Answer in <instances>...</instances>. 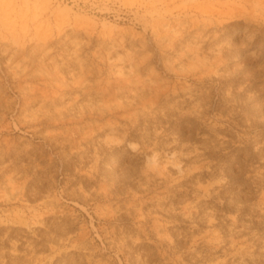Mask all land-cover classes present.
Masks as SVG:
<instances>
[{"label": "rangeland", "instance_id": "rangeland-1", "mask_svg": "<svg viewBox=\"0 0 264 264\" xmlns=\"http://www.w3.org/2000/svg\"><path fill=\"white\" fill-rule=\"evenodd\" d=\"M0 264H264V0H0Z\"/></svg>", "mask_w": 264, "mask_h": 264}, {"label": "bare ground", "instance_id": "bare-ground-1", "mask_svg": "<svg viewBox=\"0 0 264 264\" xmlns=\"http://www.w3.org/2000/svg\"><path fill=\"white\" fill-rule=\"evenodd\" d=\"M260 55H261V53L258 52V54L256 56H260Z\"/></svg>", "mask_w": 264, "mask_h": 264}]
</instances>
